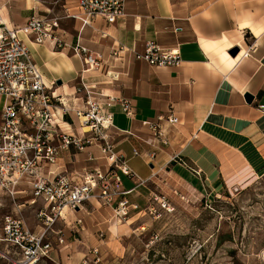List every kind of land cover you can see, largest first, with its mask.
I'll use <instances>...</instances> for the list:
<instances>
[{"label": "crops", "instance_id": "1", "mask_svg": "<svg viewBox=\"0 0 264 264\" xmlns=\"http://www.w3.org/2000/svg\"><path fill=\"white\" fill-rule=\"evenodd\" d=\"M36 3L37 0H0V17L8 27L19 28L32 15H39L35 14ZM67 11V16L72 17ZM76 11L75 0L72 13ZM125 14L115 23L95 18L79 34V26L75 27L76 33H60L59 28L58 35L66 43L63 49L50 41L36 44L21 31L18 34L44 79L56 81L57 93H66L68 98L75 94L83 65L71 47L80 42L101 55L96 68L83 73V81L104 95L131 99L133 119L123 114L119 104L109 107L118 128L112 131L118 154L138 178L147 180L138 184V179L121 176L123 188L131 189L126 199L138 206L134 209L129 205L126 218L133 219L147 204L152 192L150 182L155 183L162 168L169 176L174 170L193 175L211 189L227 186L226 178L237 179L230 173L232 169L249 178L263 175L264 0H126ZM176 27L181 30L174 31ZM147 40L163 47H178L179 66L158 67L136 59L134 51L141 52ZM117 42L128 50L115 59L111 48ZM233 48H237L235 55L231 53ZM246 93L252 96L250 102ZM171 108L178 121L174 125L166 120L161 123L168 143H145L151 134L140 128V122L168 115ZM133 148L141 152L139 156L132 155ZM151 151L155 153L152 158L146 155ZM106 167L99 146L91 144L79 152L73 147L62 151L54 168L81 172ZM93 201L97 202L92 199L87 203ZM86 204L73 217L85 210ZM98 207L92 214L95 219L85 223L89 226L82 223L77 230H90L91 235V229L98 230L93 237L102 242L99 232L113 237L119 222L110 223L114 216L111 207L97 202L95 208ZM62 229L67 242L72 243L68 240L71 230ZM88 242L92 243L89 237ZM60 255L59 259L57 251L55 257L50 253L48 260L45 257L39 264H81L85 252Z\"/></svg>", "mask_w": 264, "mask_h": 264}, {"label": "built area", "instance_id": "2", "mask_svg": "<svg viewBox=\"0 0 264 264\" xmlns=\"http://www.w3.org/2000/svg\"><path fill=\"white\" fill-rule=\"evenodd\" d=\"M125 2L76 0L77 11L70 15L79 21L78 34L95 18L107 23L122 20L126 15ZM58 30L57 21L44 15H32L19 28H9L0 17V197L13 201L11 211L0 219V264H39L54 249L50 237L56 224H70L68 221L74 212L92 199L99 205L111 207L116 218H126L129 205L134 209L138 206L126 199L131 189L123 188L121 176L138 179V184L147 182L138 178L118 154L112 137L113 129L118 128L109 107L119 104L123 114L133 119L135 109L131 99L104 95L83 81V73L97 66L101 55L80 42L71 47L74 54L82 57L86 67L79 74L81 80L75 86L74 96L68 98L66 93L56 92L55 80L44 79L18 34L21 31L36 44L50 41L56 48L63 49L66 43L59 37ZM179 30L180 27L174 28V31ZM127 50L125 45L114 43L111 56L123 57ZM134 57L158 67H177L181 62L178 47H163L153 40H147L141 52L134 51ZM169 111L168 115H158L156 120L140 122V128L151 134L145 143H168L161 123L166 120L174 125L178 121L172 108ZM91 144L99 146L106 169L85 168L73 172L54 168L62 151L73 147L79 152ZM140 153L137 148L132 149L133 156ZM146 155L152 158L155 153L151 151ZM16 197L23 198L22 202L16 203ZM160 201L164 206L165 197ZM26 205L33 208L34 227L21 213ZM145 208L152 211L150 206ZM81 224L82 219L74 216L71 227L75 232ZM62 230H58L60 234L55 240L58 248L67 241ZM103 235L100 231L99 237ZM97 251V247L89 250ZM98 259L96 257L94 262ZM88 260L87 254L81 264H87Z\"/></svg>", "mask_w": 264, "mask_h": 264}, {"label": "rangeland", "instance_id": "3", "mask_svg": "<svg viewBox=\"0 0 264 264\" xmlns=\"http://www.w3.org/2000/svg\"><path fill=\"white\" fill-rule=\"evenodd\" d=\"M74 5L75 0H37L34 10L35 14L56 20L60 33L62 30L76 33L75 27L79 25L67 16V9L72 13ZM78 58L83 68L86 67L82 57ZM80 80L78 75L76 81ZM230 173L237 179L226 178L227 186L211 189L193 175L174 170L169 176L162 168L155 183L150 182L152 195L148 194L147 204L136 217L128 220L113 216L110 223L119 222L113 237L103 228L102 242L94 238L98 230L91 229L92 235L87 229L75 232L71 228L72 217L70 224L59 222L54 227L50 237L54 249L50 253L55 257L57 251L60 259L62 253L81 255L84 251L80 263L88 254L87 264H264V174L249 178L237 169ZM163 197L164 206L160 201ZM22 200L15 198L16 203ZM95 206L97 202L93 201L77 212L83 224L95 219L92 214L100 209ZM146 206L152 207V211ZM12 207L10 198L0 197V219ZM21 213L32 226L33 208L26 205ZM65 227L71 230L68 240L73 242L65 240L58 248L55 240L60 233L57 232ZM92 246L99 251L89 252ZM96 257L99 259L94 262Z\"/></svg>", "mask_w": 264, "mask_h": 264}, {"label": "water", "instance_id": "4", "mask_svg": "<svg viewBox=\"0 0 264 264\" xmlns=\"http://www.w3.org/2000/svg\"><path fill=\"white\" fill-rule=\"evenodd\" d=\"M237 52V48H233L232 50H231V53H232V55H235V53ZM59 83V82H58ZM245 98H246V100L248 101V102H250L251 101V99H252V96L250 95V94H245Z\"/></svg>", "mask_w": 264, "mask_h": 264}, {"label": "bare ground", "instance_id": "5", "mask_svg": "<svg viewBox=\"0 0 264 264\" xmlns=\"http://www.w3.org/2000/svg\"><path fill=\"white\" fill-rule=\"evenodd\" d=\"M10 28V27H9Z\"/></svg>", "mask_w": 264, "mask_h": 264}]
</instances>
